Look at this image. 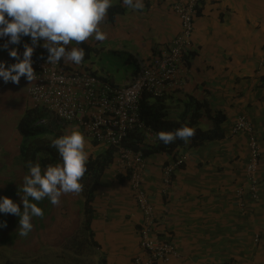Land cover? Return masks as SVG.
<instances>
[{"label": "crops", "instance_id": "crops-1", "mask_svg": "<svg viewBox=\"0 0 264 264\" xmlns=\"http://www.w3.org/2000/svg\"><path fill=\"white\" fill-rule=\"evenodd\" d=\"M63 1L0 0V160L6 161L8 173L17 172L12 174L16 177L21 173L14 161L20 159L23 143L17 125L33 106L22 64L34 43L49 46L52 12L62 9ZM175 1L81 0L82 18L68 21L74 31L65 29L62 40L72 48L76 37L89 41L99 50L96 60L120 53L119 59L135 60L140 68L147 66L167 52L181 32ZM105 3L121 4L125 13L116 22L106 23L100 11ZM86 16H90L87 21ZM17 32L26 34L27 40H13ZM189 52L195 53L190 67H181L178 89L167 94L172 111L180 112L189 97L205 101L212 113L225 115L226 135L183 151L188 161L168 184L163 172L170 156L147 159L143 189L155 212V235L173 243L178 252L169 264H264V0H204L195 18ZM128 59L127 63L132 62ZM130 78L131 74L116 84L124 85ZM242 116L252 124L261 148L256 198L249 193L247 178L249 134L232 132ZM201 126L211 125L205 118ZM64 132L63 168L40 185L43 199L55 210V220L49 223L56 230L70 225L72 218L78 228L84 217V201L70 162L101 151L74 125ZM118 171L112 166L94 203L97 264L101 259L104 264L147 259L141 248L143 214L129 181L118 176Z\"/></svg>", "mask_w": 264, "mask_h": 264}, {"label": "trees", "instance_id": "trees-1", "mask_svg": "<svg viewBox=\"0 0 264 264\" xmlns=\"http://www.w3.org/2000/svg\"><path fill=\"white\" fill-rule=\"evenodd\" d=\"M80 3L81 0H64L62 9L54 10L52 13L64 14L67 16L68 21H71L70 19L72 18L81 19L82 16L79 12ZM102 10L106 16V23L116 22L117 18L125 13V8L121 4L105 3L102 4L100 11ZM83 19L87 21L90 16L83 17ZM66 29L69 32L74 31L71 22L68 23ZM24 35V41H26V34ZM76 40V47L72 48L61 37L60 56L63 67L67 70L71 69V64L75 63V61H80L86 66L88 72L109 82L114 87L117 86L114 77L109 76L103 69L94 70L92 65L87 64L92 58H96L99 50L89 44L87 40L80 37H76ZM114 54V57L122 58L119 55L120 53ZM194 55V52L189 51L184 55V67H190ZM128 61L135 60L128 59ZM139 70H141L140 65L131 74L137 75ZM167 94L162 97H155L152 93L145 92L140 99L139 117L145 126L156 134V140L149 142L146 140L143 131L133 129L129 130L127 137L124 138L121 144L123 148L141 152L146 161L155 155L165 154L170 156L168 163L170 164L176 161L178 155L185 154L183 153L185 150L199 148L206 143L215 142L225 137L226 133L223 125L226 122V117L224 114L212 113L208 108L207 102H200L193 97H189L180 112H173L170 106L171 97ZM205 118L208 119L211 125L207 129L201 126V120ZM70 125L73 124L61 120L49 109L40 105L29 108L18 122L17 132L23 138L20 149L21 164L19 170L22 175L20 174L16 178L13 177L12 180L0 181V185L2 184L0 192L3 191V194H0L2 195L0 200L6 202V206H3L5 210L10 208L17 211L19 210V207H17L19 203L22 205L21 213L18 215L17 221L15 220L16 225L24 224L32 216L35 218L38 202L43 200V195H45L44 190H40V185L47 183L48 176L53 177L63 168L61 164L65 162L66 157L64 146L62 145L65 142L64 130L65 127L68 128ZM92 144L100 147L101 151L91 155L86 160L70 162L78 192L84 201V217L77 230L56 246L48 244L45 247L47 251L45 256H35L37 254H33L29 258H17L15 252L17 245H21L20 242L26 244L25 240L16 237L17 232H15L14 228L9 229V225H5L8 230L5 231L6 229L4 230V227L2 228L0 225V233L4 232V235H8L1 238L0 247L6 248L9 245L14 248L13 250H5V252H8L6 258L0 253L1 264H97L95 256L98 244L95 241L92 229L96 214L94 203L105 178L108 176L112 166H115L120 146L105 145L103 147L97 140H93ZM260 161L261 155L259 157V165ZM4 168V163L0 164V170ZM13 174H17V172ZM117 175L129 181L128 174L118 171ZM8 190H12L11 193ZM15 203H17L16 206ZM0 207L2 208L1 205ZM6 211L8 212L9 210L7 209ZM0 212H2V209ZM33 224L34 227H32V224L31 226L27 225L25 231H32V234H35V227H38V224ZM47 224V222L41 224L44 231L47 230ZM30 227H32V230ZM33 237L36 238L37 235ZM11 254H13L12 257ZM51 256L52 258L49 259ZM11 258L13 259L11 260ZM98 263L104 264V260L101 259Z\"/></svg>", "mask_w": 264, "mask_h": 264}, {"label": "built area", "instance_id": "built-area-1", "mask_svg": "<svg viewBox=\"0 0 264 264\" xmlns=\"http://www.w3.org/2000/svg\"><path fill=\"white\" fill-rule=\"evenodd\" d=\"M204 0H176V13L181 32L173 45L160 56L154 57L146 66H142L137 75L131 74L130 81L124 85L112 86L87 71L86 66L75 61L71 69L63 67L61 52V32L66 17L57 14L53 21V32L47 48L34 43L22 64V77L28 82V96L33 106H43L58 118L73 124L91 141L97 140L105 145L120 146L115 166L119 172L129 175V184L135 193L137 203L143 214L141 248L147 259L137 258L134 264H169L178 255L173 243L162 241L155 235L156 217L143 189L148 162L141 152L122 147L129 130L144 132L147 141L156 140V134L139 117L140 99L145 92L162 97L179 87V73L184 66V55L192 48L195 18L198 8ZM22 42L23 32L12 36ZM234 134H249L250 159L247 165L249 193L256 198L259 192V157L261 148L254 134L252 124L246 117H239L232 128ZM188 161L186 154L178 155L176 161L164 167V182L169 183L175 171ZM243 196V191L239 190Z\"/></svg>", "mask_w": 264, "mask_h": 264}, {"label": "rangeland", "instance_id": "rangeland-1", "mask_svg": "<svg viewBox=\"0 0 264 264\" xmlns=\"http://www.w3.org/2000/svg\"><path fill=\"white\" fill-rule=\"evenodd\" d=\"M105 57V56H104ZM101 57L98 60H96V58H92L91 61H88L87 64H90L93 66L94 70H100L97 69L99 67H104V72L108 73L109 76H112L115 78L116 82H122L123 80H125L126 76H129L131 73H133L134 71L137 70V63L135 61H132L130 63H127V59L126 60H122V59H116L115 57H113L112 55H108L106 56V58ZM26 146H28L26 144ZM13 155L11 154V157ZM21 159L18 158V160L14 161L16 166L20 167L19 164H21ZM6 162L5 160H0V164ZM11 173H8L7 169H3L0 170V181H6V179H10L12 180L13 177L16 178V175H9ZM22 175V174H21ZM2 186V184L0 185V187ZM9 191V190H8ZM9 193H11V191H9ZM0 194H3V191L0 192ZM7 194V193H6ZM2 197V195H0V198ZM0 205L2 206V208L0 207V211L2 209V212H0V225L1 227L5 230H7V226L9 225V229L14 228L17 232L16 237H18L19 239H24L25 243L20 242L21 245H17L18 247L16 248V257L17 258H21V257H31L33 254H37L35 256H45L47 251L45 249V247L50 244L53 246H56L58 243L62 242L65 238L70 237L75 230H77V222H74L72 224L73 218L70 222V225H62L61 229L56 230V227L54 228V223H49L48 221L50 220H55V210L51 207L50 202L48 200H40L38 202V210H36L35 212V218L32 216L30 219L26 220L24 224L21 225H16L15 224V220L17 221V217L18 215L21 213V209H22V205L21 203H19V205L17 207H19V211L17 213V211L15 209L11 210L10 208H7L9 211L7 212L5 210L6 206V202L3 200H0ZM17 205V203H15V206ZM82 209V207H80ZM33 215V214H32ZM52 216V217H50ZM39 217V218H38ZM47 222L48 224L46 225L47 230L44 231V228L41 227V224ZM36 225L38 224V227H35V234H32V231L30 232H26L25 229L27 228V225L34 227V224ZM7 225V226H5ZM32 227L31 230H32ZM52 229L53 230L51 233L50 231ZM36 238H34L33 236H36ZM0 240L1 238H3L4 236H8L7 234L4 235L3 233H0ZM6 249L9 250H13L14 248L7 245L6 248H2L0 247V253L6 258V254L8 253L7 251L5 252ZM39 249H41L39 251ZM57 251V250H56ZM37 252V253H36ZM13 256V254H11V257ZM51 257H49V259H51ZM13 258H11L12 260ZM2 261V259H0ZM1 264V263H0ZM53 264V263H52Z\"/></svg>", "mask_w": 264, "mask_h": 264}, {"label": "clouds", "instance_id": "clouds-1", "mask_svg": "<svg viewBox=\"0 0 264 264\" xmlns=\"http://www.w3.org/2000/svg\"><path fill=\"white\" fill-rule=\"evenodd\" d=\"M55 10H57V9H55ZM57 14H60V13L53 14L54 18H55V16H56ZM63 15H64V14H63ZM65 17H66L65 26H64L63 31L61 32L60 37H62V34H63L64 30L66 29V27H68V18H67L66 15H65ZM53 21H54V19H53ZM67 29H68V28H67ZM52 30H53V27H52ZM51 33H52V32H51ZM50 37H51V35H50Z\"/></svg>", "mask_w": 264, "mask_h": 264}, {"label": "water", "instance_id": "water-1", "mask_svg": "<svg viewBox=\"0 0 264 264\" xmlns=\"http://www.w3.org/2000/svg\"><path fill=\"white\" fill-rule=\"evenodd\" d=\"M116 59H119V58H116Z\"/></svg>", "mask_w": 264, "mask_h": 264}]
</instances>
